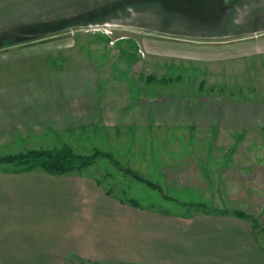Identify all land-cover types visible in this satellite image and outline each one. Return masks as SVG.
Listing matches in <instances>:
<instances>
[{
  "label": "crops",
  "instance_id": "0c3cea01",
  "mask_svg": "<svg viewBox=\"0 0 264 264\" xmlns=\"http://www.w3.org/2000/svg\"><path fill=\"white\" fill-rule=\"evenodd\" d=\"M82 22L134 37L144 52L134 56L151 67L168 58L222 67L264 50V0H0V152L69 145L51 138L101 124L177 131L200 119V98L129 92L115 101L95 64L67 68L71 26ZM213 115L200 123L222 133L263 126L236 109ZM235 209L146 208L84 168L55 175L2 164L0 264H264V236Z\"/></svg>",
  "mask_w": 264,
  "mask_h": 264
},
{
  "label": "rangeland",
  "instance_id": "374dc122",
  "mask_svg": "<svg viewBox=\"0 0 264 264\" xmlns=\"http://www.w3.org/2000/svg\"><path fill=\"white\" fill-rule=\"evenodd\" d=\"M103 28L86 22L71 26V33L78 37L70 39L68 47L73 52L67 54V68L73 69L79 61L84 66L95 64L102 83L108 81V97L115 101L129 92L131 96L155 93L165 99L178 97L189 102L200 98L197 110L207 112L206 116L195 118L194 128L188 130L101 124L67 135L65 140L56 141L52 137L51 143L66 142L82 154L109 152L113 160L99 156L84 169L95 174L119 199H133L146 208L176 211L205 210L196 205L199 202L213 209L234 206L244 209L240 211L255 220L256 231L264 236V176L258 165L264 161V50L222 67L169 58L164 60L163 68L151 67L146 60L140 62L134 56L136 53L144 56L134 37L122 39L121 31L102 36L99 33H105ZM105 75L108 78L104 79ZM181 107L184 111L188 108ZM218 109L226 113L236 109L241 111L243 123L263 126L222 133L200 123L206 117L213 118ZM254 111L258 116L250 120ZM143 120L140 121H146ZM231 121L228 118L227 125ZM12 153L18 152L0 155ZM139 177L155 183L160 190L151 188ZM235 187L240 189L236 194L238 201L233 199Z\"/></svg>",
  "mask_w": 264,
  "mask_h": 264
},
{
  "label": "trees",
  "instance_id": "16d2710c",
  "mask_svg": "<svg viewBox=\"0 0 264 264\" xmlns=\"http://www.w3.org/2000/svg\"><path fill=\"white\" fill-rule=\"evenodd\" d=\"M99 156L113 160L109 152L93 151L90 154H82L76 152L69 145L63 144L52 148H31L18 153L0 155V165L11 164L19 170L42 169L51 174L61 175L88 167ZM126 171H129V169H126ZM139 179L143 180L151 188L160 190L155 183L144 180L141 177ZM128 202L138 205L133 199H129ZM196 205L204 207L203 209L205 210H215L200 202ZM232 212L238 216L247 217L252 225H255V220L245 212L237 209Z\"/></svg>",
  "mask_w": 264,
  "mask_h": 264
},
{
  "label": "built area",
  "instance_id": "2783aa9c",
  "mask_svg": "<svg viewBox=\"0 0 264 264\" xmlns=\"http://www.w3.org/2000/svg\"><path fill=\"white\" fill-rule=\"evenodd\" d=\"M104 32H105L106 34H111V30H108V29H104Z\"/></svg>",
  "mask_w": 264,
  "mask_h": 264
}]
</instances>
